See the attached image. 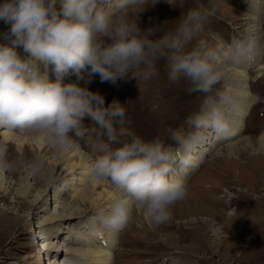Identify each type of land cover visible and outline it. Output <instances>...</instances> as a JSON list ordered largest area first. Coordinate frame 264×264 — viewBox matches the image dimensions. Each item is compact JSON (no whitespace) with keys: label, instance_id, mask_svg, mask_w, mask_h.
<instances>
[{"label":"clouds","instance_id":"obj_1","mask_svg":"<svg viewBox=\"0 0 264 264\" xmlns=\"http://www.w3.org/2000/svg\"><path fill=\"white\" fill-rule=\"evenodd\" d=\"M155 3L60 0L57 9V0L0 2V22L7 26L0 33L7 41L0 43V129L42 138L58 160L91 135L102 137L88 158V171L91 180L107 181L118 194L96 213L111 231L129 227L137 209L153 226L171 220L174 206L189 195L186 177L201 163L207 134L218 139L235 134L228 115L234 99L218 93L188 117L187 130L167 128V140L157 136L145 141L126 126L124 104L114 100L105 106V97L90 90L94 77L112 84L128 78L149 80L163 61L169 84L184 78L189 82L187 94H208L225 77V59L246 58L255 47L248 38L230 46L218 41L216 47L199 40L189 48L215 11L203 5L189 9L175 30L157 36L152 28L142 29L138 19ZM183 4L178 0L177 6ZM49 65L54 66L55 79ZM70 70L76 79L65 84ZM19 166L9 156L8 145L0 142V171ZM31 167L39 177L50 175L40 156L33 158Z\"/></svg>","mask_w":264,"mask_h":264},{"label":"rangeland","instance_id":"obj_2","mask_svg":"<svg viewBox=\"0 0 264 264\" xmlns=\"http://www.w3.org/2000/svg\"><path fill=\"white\" fill-rule=\"evenodd\" d=\"M177 4L178 0L149 4L138 18L140 27L152 28L157 36H162L175 30L189 9L203 5L214 8V14L205 21L203 33L188 47L199 40L216 47L218 41L230 46L234 41L251 38L255 42L252 54L238 61L226 58L225 77L208 94H187L189 82L184 78L169 84L163 61L158 63V74L149 80L128 78L112 84L101 82L96 75L88 86L105 97V106L114 100L124 104L126 126L145 141L157 136L167 140V128L183 126L187 130L186 120L200 111L206 99L222 92L235 96L231 107L236 104L241 110L235 115L232 109L228 110L233 114V125L241 124L240 131L235 130L238 135L233 143H229L234 149H223L226 143L219 147L216 135L209 132L203 143L206 150L200 151L199 167L186 177L189 195L174 206L171 220L153 226L137 209L129 227L111 231L102 226L96 214L98 208H108L111 200L90 194L84 206L82 200L75 198L74 194L84 189L83 184L89 185L86 180L79 181L78 170L75 176H66L70 161L77 159L65 158L55 163L56 156H44L35 146L20 149L14 143L7 144L9 156L20 166L12 172L0 171V183L6 188L4 192L0 190V264H45L46 257L38 255V251L44 237L51 235L48 243L59 248L61 264H91L92 258L98 256L93 253L98 242H102V230L114 233L110 234L116 242L111 251L112 264H264V146L258 144L264 134V0H184L182 8ZM56 7H61L60 0ZM6 28L0 22V33ZM0 43L7 41L0 37ZM48 71L55 79L54 72L51 73L53 65L48 66ZM74 76L70 70L63 82L75 81ZM4 130L0 129V134ZM248 132L249 135L245 134ZM12 133L32 136L21 131ZM101 139L95 134L88 137L81 143L82 153L91 157ZM207 142L214 144L215 149ZM36 156L43 158L49 176L33 173L31 165ZM26 187L31 188L30 194L15 198ZM95 199L100 205L94 208L90 202ZM34 203L36 207L31 208ZM68 218V222L57 223ZM66 252L77 256H68Z\"/></svg>","mask_w":264,"mask_h":264},{"label":"bare ground","instance_id":"obj_3","mask_svg":"<svg viewBox=\"0 0 264 264\" xmlns=\"http://www.w3.org/2000/svg\"><path fill=\"white\" fill-rule=\"evenodd\" d=\"M54 67V66H53ZM50 69V68H49ZM52 69V68H51ZM259 71L260 72H262L261 71V69H259ZM259 71H258V73H259ZM70 72V71H69ZM51 73H53V71L51 72ZM51 75V74H50ZM54 76V75H53ZM65 76V75H64ZM76 76H74V78H75ZM51 78H53L52 76H51ZM54 79V78H53ZM63 79H65V78H63ZM70 79V78H69ZM68 81V80H67ZM234 98H235V96H233ZM239 98V97H238ZM241 99H243V96L242 97H240ZM239 98V100H241ZM246 100V99H245ZM240 102V101H239ZM248 102V101H247ZM253 102V101H252ZM237 103H238V101H237ZM241 103H243V101L241 102ZM236 105V104H235ZM235 105H234V108H232V107H230L229 109H232L233 111H231V112H239L241 109L239 108V107H235ZM240 107H241V105H240ZM245 107V106H244ZM249 108V107H248ZM244 109V108H243ZM230 111V110H229ZM231 112H228V115H229V118H230V115L232 114ZM238 114V113H237ZM247 114V113H246ZM234 115H235V113H234ZM248 115V114H247ZM232 116H233V114H232ZM231 116V117H232ZM237 117H238V115H237ZM236 117V118H237ZM242 117H243V115H242ZM245 118V117H244ZM242 119V118H241ZM239 121V120H238ZM242 120H240V122H241ZM242 123V122H241ZM239 124L240 123H238L237 122V124L236 125H234V127H235V130H239L240 129V126H239ZM241 125V124H240ZM241 127H243V126H241ZM240 131V130H239ZM13 131H9V130H4L3 132H1V134H0V139L4 142V143H6V144H12V143H14L16 146H18L20 149L21 148H23L24 146H26V145H31V146H35V149L38 151V152H40L41 154H44V156H49V155H53V156H55L54 155V153L48 148V146L47 145H45V141L42 139V138H40V137H36V136H31V137H27V136H21V135H16V134H14V133H12ZM263 132H264V130H263ZM214 134V133H213ZM238 134L235 132V134L234 135H231V136H229V137H227V138H224V139H218L217 138V142L219 143V147H220V145L221 144H223V146L225 145L224 143H226V144H228L227 145V147H224L223 149H230V148H233L234 149V146H233V144H229L230 142H232L233 143V140L232 139H234V138H236V136H237ZM213 137V136H212ZM261 138H259V140H258V144L260 145V146H264V134L263 135H261L260 136ZM240 139V138H239ZM230 140H232V141H230ZM207 141V140H206ZM240 141V140H239ZM211 142V141H210ZM235 143V142H234ZM241 144H243V143H245V142H243V141H241L240 142ZM207 144H209L208 146H212L214 149H215V145L214 144H212V143H208L207 142ZM222 146V147H223ZM81 144H79V146L74 150V151H72L71 152V154L67 157L68 159L69 158H71V157H74L75 159H77V162H74L73 160H71V161H73V162H71L70 161V166H69V169H68V173H67V177H71V176H75L76 174V172H77V170H78V175L79 176H81V178L79 179V181H81V182H83V181H87L88 183H89V185L86 187L85 186V184H83L84 185V189L81 191V193H79V194H74L75 195V198H77L78 200L80 199V200H82V204L85 206L86 204H85V202H86V200L85 199H89L88 198V196L90 195V194H98L99 196H101V200H103V199H106L107 201L108 200H111V202H113L114 201V199H116L117 198V193L116 192H114L113 190H112V188H111V186H110V184L107 182V181H103V182H100V181H93V180H91V178H90V176H89V171H88V162H89V159L87 158V155H85V154H83L82 153V150H81ZM264 148V147H263ZM263 148H261L262 150H263ZM207 149H209V148H207ZM216 149H217V147H216ZM223 149H221L219 152H221ZM260 149V148H259ZM204 150H206V147L202 144L201 145V148H200V151H204ZM85 153V152H84ZM23 156V155H22ZM90 157V156H89ZM204 157V156H203ZM54 158V157H53ZM67 159V160H68ZM53 161L55 162V163H57L58 162V159L57 158H54L53 159ZM62 161V160H61ZM213 162L214 163H216L215 162V160H213ZM75 168H76V170H75ZM190 177V176H189ZM86 178V179H85ZM0 190H3V192H4V190H6V188H5V185H3V183L1 182L0 183ZM30 191H31V188H29V187H26L25 189H24V191L23 192H20V193H18V194H16L15 195V198H17V196H20V197H22V198H25V197H27L29 194H30ZM97 191H101V192H97ZM6 192H9L8 190L6 191ZM24 202H25V200L24 201H22L21 202V204H20V207L24 204ZM35 202H36V200H35ZM92 205H93V207L96 205H100V202L98 201V200H94V201H91L90 202ZM36 207V205H35V203L33 204V205H31V208H35ZM95 208V207H94ZM71 215H76V214H74V213H72ZM70 218H74V216H70ZM70 219L68 218V219H66V220H64V221H60V220H58L57 221V223H60V222H68ZM56 223V222H55ZM59 225V224H58ZM106 232V231H105ZM105 232H103V230H102V232H99L100 233V241L102 240V242L101 243H99L98 242V246L96 247L97 248V251L96 252H94L93 254H98V256H96V257H94V258H92L93 260H94V263H91V264H112L113 262H114V258H113V252H111L112 251V246H115L114 245V243H116L115 242V238H114V235H110V234H114V233H111L110 232V234L108 233V234H106ZM51 233V232H50ZM60 235L61 234H58L57 236H56V238L57 239H59L60 238ZM108 235H110V236H108ZM116 236V235H115ZM49 237H53V235H51V236H49ZM44 242H42V243H40V250L41 251H38V255H44L45 257H46V262H47V264H61V262H60V260H61V252L59 251V248L58 247H56V246H54L53 247V245L52 244H50V243H48V237H44ZM48 243V244H47ZM66 244H72V243H69V242H67ZM52 246V247H51ZM74 252V251H73ZM73 252H66V254L68 255V256H77V255H75L76 253H73ZM90 257H91V255H90ZM91 259V258H90ZM91 259V260H92ZM38 261H41V258H39L38 259ZM93 262V261H92ZM67 263V262H66ZM71 263V262H70ZM72 264V263H71Z\"/></svg>","mask_w":264,"mask_h":264},{"label":"trees","instance_id":"obj_4","mask_svg":"<svg viewBox=\"0 0 264 264\" xmlns=\"http://www.w3.org/2000/svg\"><path fill=\"white\" fill-rule=\"evenodd\" d=\"M258 107V109H260L261 108V106H257ZM259 114V113H258ZM245 134H248L249 135V132L248 133H245Z\"/></svg>","mask_w":264,"mask_h":264}]
</instances>
